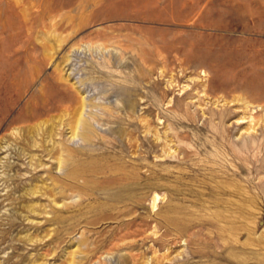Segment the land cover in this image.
<instances>
[{"label": "rangeland", "instance_id": "1", "mask_svg": "<svg viewBox=\"0 0 264 264\" xmlns=\"http://www.w3.org/2000/svg\"><path fill=\"white\" fill-rule=\"evenodd\" d=\"M58 79L114 117L85 109L123 161L84 196L21 155L70 103L12 123ZM263 86L264 0H0V264H264Z\"/></svg>", "mask_w": 264, "mask_h": 264}, {"label": "bare ground", "instance_id": "2", "mask_svg": "<svg viewBox=\"0 0 264 264\" xmlns=\"http://www.w3.org/2000/svg\"><path fill=\"white\" fill-rule=\"evenodd\" d=\"M137 57L139 58V56H137ZM143 60H142V62H144ZM72 71L73 70H71L70 73ZM70 73H69V75H70ZM69 75H68V77H69ZM61 78L63 79V77H61ZM60 80L61 79L51 80L48 82L46 80L45 84H41L44 86H43L42 90L40 91L39 95L37 97H35L32 101L30 100L25 111L23 113H21V112L18 113L13 118L12 123L17 124V123L36 122V120H38L41 116H43V118H45L44 116L48 115L50 112L55 111L57 109L60 110V108H57L58 104L63 103V102L70 103L69 107H67L65 109L70 114V117L68 118V120L66 122V125L68 126V128L67 127L66 128L69 129V131H70V138H69L70 140L69 141H72V140L78 138L79 140H81L85 144V146L83 148H81V150H72V149L68 148L65 144L64 145H62V144L56 145V142L53 141V137L56 135L55 131L59 129L60 125H63V122H64L63 118L66 117L67 112L63 111V109H61L60 111H63L62 114L59 112V115L56 116L55 118H52L50 121H47V122L44 121V122H42V123L40 122L38 124L36 123L35 125L27 127L26 129L23 130V133L21 135L22 138L20 137V139H21L20 140L21 141L20 142V144H21V155L29 158V163L34 162L35 159H37L36 164H38V166H40L39 164L41 161V157L31 155L30 153L33 152V150L40 152L44 156L55 159V161L58 164V168L60 171L64 168L67 169L65 172V179H63L64 182L68 183V186L70 187V189H72V191L78 192L81 196H84L87 194V192L90 193L91 189L88 190L85 186L79 185L78 180H80V179L86 180L88 178H95V177L99 176V178L101 180L103 179V181L105 183L107 182V183L115 184L117 182L116 174H118L122 169V167H120L119 164L122 163L123 160L121 158H118V156L113 154V153H112L113 155L110 153H107L108 148L105 147V145H107V143H109V142H105V145L103 146V144H101L99 142L100 138H96V133L93 129L94 126L93 127L91 126L90 121H92V122L94 121L95 123H97L99 120V117L95 114H89V116H87L86 118L84 117L85 109H87V107H89V106H94L92 104V99L87 95L86 96L80 95L81 90H79V92H77V94H72V93L60 94V93H58V88L63 87L62 84H60V82H58ZM82 85H83V83H82ZM229 85L230 84L226 83V86L224 85L222 87L225 88V87H228ZM67 88L75 90L73 85H70ZM263 88H264V86H263ZM66 105H68V104H66ZM94 107H98V109L101 108V110H104V112L106 113L105 115L111 116L110 115L111 109H108V107H101L99 105L94 106ZM111 117H113V116H111ZM27 125H30V124H27ZM63 127H64V125H63ZM181 137L187 138V132L183 131L181 133ZM114 140H116V139H114ZM110 144H112V143H110ZM128 145H130L129 147H132L130 139L128 140ZM96 146H98V147H96ZM63 153H64V155H63ZM182 156L184 159L186 157V153H182ZM7 166L11 167L10 164H8ZM207 171L209 173H211L210 172L211 170L207 169L206 172ZM197 173H198L197 171H194L193 175H195ZM130 175H132V174H130ZM188 177H191V175ZM147 178L148 177L145 176V179H147ZM62 186L66 187L67 184L63 183ZM148 187L149 186L146 182L143 190H147ZM36 192H39L37 188H36V190H32L31 192H29V196L30 195L32 196ZM233 243H235V242H233ZM258 244H259V242H258ZM256 245H257V243H256ZM256 245L254 244V246H256ZM252 250L254 252L255 249L252 248ZM258 260H259V258H258Z\"/></svg>", "mask_w": 264, "mask_h": 264}]
</instances>
